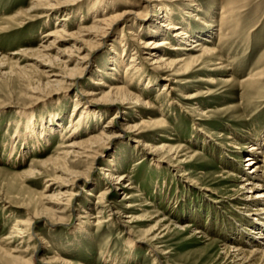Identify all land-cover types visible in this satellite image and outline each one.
<instances>
[{
	"label": "rangeland",
	"instance_id": "rangeland-1",
	"mask_svg": "<svg viewBox=\"0 0 264 264\" xmlns=\"http://www.w3.org/2000/svg\"><path fill=\"white\" fill-rule=\"evenodd\" d=\"M30 2L0 0V264H237V259L225 257L224 244L234 246L240 242L247 249L255 242H264V237L254 238L255 241L245 239L244 234L253 226L244 221L248 220V208L239 188L242 181L236 178L250 168L243 158L254 139L264 144V0H198L196 8L188 0H176L167 2L171 14L166 21L157 2L152 7L146 3L115 2V13L130 8L137 14L129 15L126 24H117L110 39L94 53L90 69L79 84L65 92L42 86L45 77L38 66V60L42 59L36 53L43 36L64 13L54 10L40 19H27L28 15L20 13L13 18L25 11ZM89 7L88 3H82V12L70 18L73 28L91 24L94 14L86 18ZM189 11L210 23L207 27L201 20L188 18L192 25L190 33L194 35L199 30L207 33L210 27L209 46L218 49L227 69H217L215 65L192 68L185 79H177L183 82L173 84L176 89L168 94L162 92V84L170 83L163 73L154 76L148 69L138 72L129 90L140 102H130L116 124L114 135L121 134L123 138H110L100 156L81 158L77 168H73L83 175L78 194L60 215L62 220H50V215L44 212L54 208L52 203L57 202L58 196L51 195L58 191L44 186L52 180L62 182L63 174L40 168L44 173L37 176L21 173L38 169V161L56 156L64 133L62 128L69 124L78 92L94 86L90 84L91 77L106 82L110 81L109 76L122 80L121 64L115 75L102 71L112 66L107 57L113 48H119L122 30L139 32L137 41H144L150 38L141 30L153 23L154 12L159 13L154 14L163 27L169 21L182 22ZM221 16L224 18L219 33ZM16 18L23 23H14ZM165 34L152 39L176 43L170 34ZM137 41L127 40L129 53L123 62L128 61L134 47L140 48ZM160 49L164 48L158 47L157 51ZM143 63L149 68L148 62ZM257 72L260 75L252 79L255 87L246 90L242 80ZM212 76L214 82L207 83ZM37 86L43 89L31 92ZM59 86L54 88L64 87ZM185 93H193L195 97L184 99ZM102 113L73 140L97 138L112 111ZM161 117L164 125L156 127L153 123ZM27 119L35 123L25 130L29 125ZM143 121L135 141L124 138L128 133L123 135L121 130L126 123ZM248 130L250 137L246 134ZM226 136L232 137L237 149L227 145ZM38 141L41 143L34 148ZM163 143L180 147L178 157L170 159L167 151H152ZM11 146L15 149L11 150ZM157 157L167 158L168 162H160ZM100 168H113L125 175L123 182L127 186L112 190L108 198L122 215L126 212L132 217L128 225L121 215L112 220L105 216L100 224H87L89 217L96 214L98 195L108 186L107 176ZM161 218L163 222H158ZM80 223L87 228H79ZM241 224L247 229H241ZM197 229L201 232L195 233ZM229 234H236L239 241L232 245ZM155 235L158 240H151ZM153 245L162 249L164 255L157 253Z\"/></svg>",
	"mask_w": 264,
	"mask_h": 264
},
{
	"label": "bare ground",
	"instance_id": "bare-ground-1",
	"mask_svg": "<svg viewBox=\"0 0 264 264\" xmlns=\"http://www.w3.org/2000/svg\"><path fill=\"white\" fill-rule=\"evenodd\" d=\"M175 1L176 0H31L29 7L25 11H20L17 14L13 15L14 17L11 16V18H15L16 15L22 13V15L24 14V16L28 15L27 19L33 17L35 19H40L52 14L54 10L63 11L62 13L64 14H62V17L60 19L56 18L51 30H49L43 36L44 40L39 44L38 49H36V53L42 59L41 61L38 60V66L41 67V70L39 72L43 77H45V81L42 86L44 88L50 86V88H52L51 90H54L55 92H65L66 90L68 91L69 89L74 88L75 85L79 84L81 78L90 69L94 53H96L97 49L100 48L102 44L106 43V40L110 39V36L114 32L117 24L120 22L126 24V19L129 17V15L137 14V12H134L130 8L124 9L123 11L119 12L117 11L115 13V11L117 10L115 8V2L119 4L129 5L146 3V5L149 7L153 6V2H157L158 10L161 9L162 12H164L162 17H165V19H162L166 21L170 20L169 18L171 14V8L167 4V2ZM188 1L191 4V7H198V0ZM82 3H88V6H90L86 18L88 17V15L92 16L94 14L92 16L93 19L90 25H78L77 27L73 28V26L69 24V20L70 18L82 12V10L80 9V5ZM110 4L113 5L110 6ZM27 11L35 12L28 13ZM154 13L151 20V22L153 23H149L145 26L146 29L141 30L148 36L147 38L150 39L138 42L137 40L139 32H135L130 30V28H127V31H125V36L124 30H122V34L118 39L119 48H113L111 50L112 52L107 57L112 66H110L109 68L106 67L102 71L110 75H115L117 66L121 64V66L123 67L121 75L122 80H118L117 78H112L111 76H109L110 81L106 82L101 78L98 80L92 79V77L90 76V84L92 83L94 86L88 87L83 92H78V98L75 99L73 109L70 114L71 119L69 120V124L62 128V131L64 133L61 137L60 150L58 151L56 156L50 157L45 161H38L36 163V167H38V169L30 168L29 170H25L21 173L27 176L31 174L37 176L44 173V171L39 170L40 168L44 169L45 171L49 169H55L63 174L61 180L62 182L52 180V183H46L44 186V189L57 188L56 190L58 191L56 194L51 195L53 198L54 196H58L57 202L52 203V207L54 208H52V210L50 209V211L49 209H46V212H44L50 215L48 216L49 219L54 222L62 220V216L60 215L66 212L73 199H75L78 194L77 187L81 185V178L83 175L77 170H73V168H77V165H79L81 162V158L87 159L92 155H94L95 158L97 156H100V154L102 155V152H100V150L102 151V149L105 148L103 146L105 142H107L110 138H116V136L122 137L121 134L116 136L114 135L117 129V121L120 118L119 115L124 112L130 102L134 104L140 102V99H138L129 90L133 85L132 80L138 72L144 73L148 69L151 73L154 74V76H158L160 75V73H163V78L165 80H169L171 83L170 84L165 81L162 84V92L166 91L165 93L168 94L172 92L173 89H176L173 84H180V82H183L177 79H185L192 68L199 67V69H203L207 66L215 65L217 69H227V65L225 66V64H223V59L216 51L217 48L215 49L209 46L211 32L209 29L210 27L206 31L207 33H203V30H199L196 34H194L196 36L195 38H193L192 36L194 35L190 33L192 25L190 24V19L188 18L201 20V24H205L208 27L210 23L207 22L206 19H199L196 14H193V11H189L186 12V17L184 18L185 20L182 19V22L175 23L169 21L166 25L161 27V20ZM156 14L159 15L158 12ZM223 18L224 16L220 17L219 24ZM18 20L19 18H16L14 20V23H23L22 20ZM1 21L5 22V19H2ZM220 30L221 24L218 25L217 32L220 33ZM164 34H170L173 41L176 43L172 44L171 42H168L166 40L155 41L156 39H152L158 38V35ZM127 40L130 42L137 41L138 45L140 44V48L134 47V51L131 52L128 56V61L123 62L124 56L126 55V53H129L126 48L128 44ZM62 46L64 48H61ZM161 46L164 49H160V51H157V48ZM142 53L145 55L144 57ZM143 62H148L147 64H149V68H146V65H144ZM57 65H59L61 69H59ZM259 75L260 72H257L251 74L245 80H242V82H244L245 84L246 90L250 91L255 87V81L252 79L254 78V76ZM206 82L209 84L214 82L213 76L208 78ZM51 83H53L54 85H51ZM59 85L64 87H61ZM57 86L61 88L55 89L54 87ZM102 86L105 87V89H103ZM37 88L39 90L43 89L37 86L34 87L31 92H38ZM136 95L138 96V94ZM194 97L195 94L193 93H185L182 95V98L187 100ZM81 100H84V103H82ZM143 104L147 103L144 102ZM94 107L99 110H95ZM109 110L112 111L111 116L108 121H106L105 124H103L100 128L98 135L95 136L97 138H94V136H88L85 139H82V141L73 140L86 131L84 129L85 125L91 122H96L97 119L100 118V116L103 114L102 112H106ZM26 121L29 125L25 127V130L27 128L33 127L35 123L33 119H27ZM153 124L156 127H161L164 125V120L161 117V119H156ZM141 125H144V121L136 122L134 124L126 123L122 128L121 133H123V135L125 133H128V136H124V138H129L128 140L131 139L135 141L136 137L140 135V129L142 128ZM39 127L41 129L43 128L42 125ZM15 129L16 128H14V131ZM39 132L41 133V131ZM246 134L250 137V130H248ZM20 139L21 138L19 137V140ZM226 139L228 140L227 145L232 146L236 149L238 148L235 145L236 143H234L232 137L226 136ZM260 141L261 140L255 138L254 144L250 145V148L246 150L247 153L244 154L245 156L243 158V162H246V165L250 167L247 172L238 177L236 176V174L232 173L234 176H236L237 179H240V181H242L239 188L244 192L242 200L247 203L245 208H248V212L246 214L248 220L244 221L246 223L252 224L253 226L250 227L252 229L251 231H246L247 234H244L245 239H251L249 241H253L254 238L257 237H264V147H262L264 144L262 145ZM40 143L41 142L38 141L35 146L33 145L34 148L37 147ZM179 148L180 147L174 148L170 146V144L163 143L155 146L152 151H167L168 156L172 157L170 159H174L179 155V153L177 152ZM13 149H15V146H11V150ZM152 154L154 153L152 152ZM258 155L261 156V158H259ZM158 160L160 162H168V159L164 157H160L158 158ZM230 166L233 167L234 165ZM235 166L238 167L239 165L236 164ZM100 169L103 170V172L107 176V178H105L108 179V186L103 192L100 193V195H98L95 203L96 205H98L97 207H95L96 214L89 217V220H87V224H100L101 220H103L105 216L108 218V220H112L121 215L120 218L123 217L124 219H126L123 220V222L128 225L130 222H132V217L127 214L125 215L126 212H123V215H125L123 216L121 214L122 211L120 213V211H118L117 209L118 207L115 206V203H113L111 199L108 198L112 193V190H121L122 188L124 189V187L127 186L123 182L125 175L123 173H119V171L117 170H113V168ZM48 200L49 202H53L51 199ZM249 207L254 209H249ZM158 222H163L162 218L159 219ZM83 224L84 223H80L79 228L85 230L87 227H85ZM162 226L164 225L162 224ZM189 226L191 225H187V227ZM239 226L241 229H247L244 224H241ZM165 228L167 229L168 226H165ZM200 232L201 231L198 229L195 231V233ZM238 232L242 233L241 230H238ZM251 234H253L254 237L251 236ZM235 236L236 234L227 235L228 240L232 245L235 243V241H239ZM158 238L159 237L155 235L151 240H158ZM240 244V242L239 244H234V246H228L227 244H224L223 249L226 255L225 257L237 259V264L250 263L252 262V260H259L261 261L260 263L264 264L263 241L255 242L254 246L253 244H251V246L247 249L242 248ZM153 246L154 250L157 253L164 255L162 249L155 245ZM64 263L67 264V262ZM154 263H156V261H154Z\"/></svg>",
	"mask_w": 264,
	"mask_h": 264
}]
</instances>
